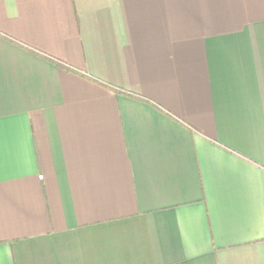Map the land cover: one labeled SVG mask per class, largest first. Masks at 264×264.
<instances>
[{
	"label": "crops",
	"instance_id": "0c3cea01",
	"mask_svg": "<svg viewBox=\"0 0 264 264\" xmlns=\"http://www.w3.org/2000/svg\"><path fill=\"white\" fill-rule=\"evenodd\" d=\"M0 264H264V0H0Z\"/></svg>",
	"mask_w": 264,
	"mask_h": 264
}]
</instances>
